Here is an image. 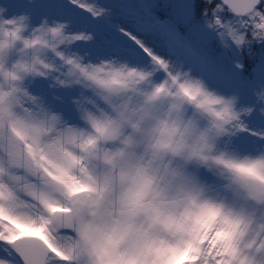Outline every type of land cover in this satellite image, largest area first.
Returning <instances> with one entry per match:
<instances>
[{"label":"snow or ice","instance_id":"6c2138e0","mask_svg":"<svg viewBox=\"0 0 264 264\" xmlns=\"http://www.w3.org/2000/svg\"><path fill=\"white\" fill-rule=\"evenodd\" d=\"M0 264H264V0H0Z\"/></svg>","mask_w":264,"mask_h":264},{"label":"trees","instance_id":"16d2710c","mask_svg":"<svg viewBox=\"0 0 264 264\" xmlns=\"http://www.w3.org/2000/svg\"><path fill=\"white\" fill-rule=\"evenodd\" d=\"M156 3H159V4H163V1L162 0H155ZM158 15H162V9L161 10H158L157 12Z\"/></svg>","mask_w":264,"mask_h":264},{"label":"rangeland","instance_id":"374dc122","mask_svg":"<svg viewBox=\"0 0 264 264\" xmlns=\"http://www.w3.org/2000/svg\"><path fill=\"white\" fill-rule=\"evenodd\" d=\"M163 1V3H165V0H162Z\"/></svg>","mask_w":264,"mask_h":264}]
</instances>
